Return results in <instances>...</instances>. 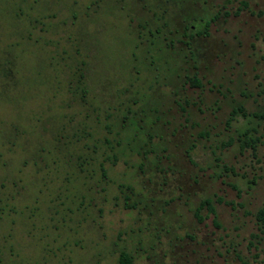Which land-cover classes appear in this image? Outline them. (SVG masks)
Segmentation results:
<instances>
[{
  "label": "rangeland",
  "instance_id": "374dc122",
  "mask_svg": "<svg viewBox=\"0 0 264 264\" xmlns=\"http://www.w3.org/2000/svg\"><path fill=\"white\" fill-rule=\"evenodd\" d=\"M263 201L264 0H0V264H264Z\"/></svg>",
  "mask_w": 264,
  "mask_h": 264
},
{
  "label": "trees",
  "instance_id": "16d2710c",
  "mask_svg": "<svg viewBox=\"0 0 264 264\" xmlns=\"http://www.w3.org/2000/svg\"><path fill=\"white\" fill-rule=\"evenodd\" d=\"M231 120H232V115L227 119V121L229 122ZM199 207L200 208L206 207L207 210L211 214L215 215V211H214V208H213L210 200L205 199V200L201 201L199 204ZM255 217H256V220L258 222H260L262 226H264V201L262 203V206L257 210ZM118 262H119V264H134L132 256L130 254H128L127 252H121L119 254Z\"/></svg>",
  "mask_w": 264,
  "mask_h": 264
}]
</instances>
